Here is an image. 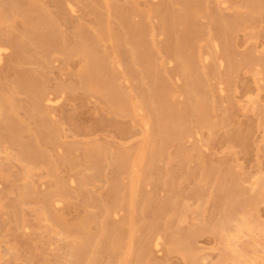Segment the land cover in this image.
Listing matches in <instances>:
<instances>
[{
  "label": "rangeland",
  "instance_id": "374dc122",
  "mask_svg": "<svg viewBox=\"0 0 264 264\" xmlns=\"http://www.w3.org/2000/svg\"><path fill=\"white\" fill-rule=\"evenodd\" d=\"M185 1L137 0V8L131 15L134 23L146 24L144 33L136 34L137 40H133L136 58L143 59L142 43L147 41L163 78L171 85L174 101L179 105L186 104L188 100V96L181 93L185 80L177 73V54L167 49L165 44L169 41L173 43L177 33L180 37L187 33L195 36L193 51H206L208 45L212 46L213 39L222 35L220 15L229 19L238 15L247 19L252 16L250 11L245 10L243 0H226V3H223V0ZM198 1L203 8L194 12L192 10L193 20L184 21L182 16L185 10H191ZM69 2L75 6V11H72ZM36 3L42 5L38 6L37 13L33 7ZM116 5L130 6L131 0H106L102 2L100 14L93 12V0H0V20L17 15V28L25 26L23 20H26L28 29H31V23L35 20V32L48 34L44 45L31 46L27 43V38L24 39V44L20 43L19 29L8 23L0 25V40L8 46L4 61L0 64V92L1 89L9 90L13 82H19L20 88L13 92V97L16 101L17 117L26 120L21 142L31 141L28 127L37 129L41 114L28 108L31 92L45 89L54 97H61L59 105L53 109L54 114L48 116L50 124L54 125L59 133L58 142L51 144L41 138L44 135L42 134V147L36 145L49 161H61L67 154V147H75L72 157L80 162L83 157L80 145L85 143L100 142L106 145L108 150L133 149L144 140L145 130L138 120L108 103L105 94L111 99L112 89L106 88V85L100 82L101 77L93 75L92 90L83 86L80 70L85 66L87 56L88 72H92V55L96 51L89 49L86 56L79 54L68 57L62 47L57 45L60 38H56L55 34L49 33L48 30L49 25L58 29L61 32L59 35H65L64 46L68 47L74 44L78 26L94 36L99 22H106L109 15L110 27L121 37L118 12L114 10ZM167 5L170 8L164 15ZM110 6L112 11L109 14ZM159 6L161 8L157 9ZM193 22L201 31L197 36L193 34ZM209 28L213 31L210 32ZM6 31L9 33L6 34ZM227 37L228 44L225 45L219 40V48H213L209 61L197 62L198 76L203 80V85L195 87L201 94L208 93L210 125L199 127L191 121L192 115L188 114L186 124L191 126V132L185 133L181 138L172 139L164 148L161 161H158L159 152L155 149L156 156L151 160L153 166L145 168L140 181L141 190L135 195L137 212L132 229L135 252L140 241L148 244L149 237L157 232L163 236L161 251L150 245L152 264H212L223 251L216 233L211 231L210 226L211 223L220 221L217 213L219 193L213 189L212 179L206 185L199 180L201 157L209 167H218L222 163L230 164L241 178L244 193L232 198V213L241 209V203L245 199L259 192L256 180L264 175V70L263 66L257 65L256 62L264 60V7L255 12L248 22L238 26L232 25ZM118 43L112 44L106 37L95 49L103 57L122 63L121 67H115V73L121 77L122 86L132 97L137 98L140 95L144 101L145 110L141 115L146 118L152 115L149 133L151 142L157 143L162 134L157 132L156 122L163 114L160 112L156 116L154 112L161 111L163 84L159 81L154 85L153 68L145 63L135 65L130 57L129 45L122 39ZM44 49H47V59L43 55ZM23 51L29 56L21 58ZM184 51L188 53L190 48L185 46V49L179 52ZM228 54L235 55L238 61V67L229 80L224 78L229 67L228 61L225 60L223 66L218 62V56ZM19 57L21 62H17ZM246 57L255 62L247 63ZM139 69L146 72L145 76L152 88L149 92L147 85L137 78ZM24 72L30 73V76L25 77ZM193 80H196L195 76ZM221 83L225 88L224 93L219 91ZM208 88L213 90V95L209 94ZM97 89L101 93L96 91ZM253 100L257 102L255 107L251 102ZM168 126L179 128L172 120H169ZM9 144H2L0 152V167L4 169L0 172V264H58L61 257H66L72 262L74 259L68 252L71 239L63 233L54 232L56 226L51 221L39 220L36 217L35 202L52 183L51 177L48 176V168L51 167L49 162L46 163V159L39 160L33 166L19 161L14 156L17 147L12 142ZM180 145L188 156L186 161L175 157ZM30 167L32 172L29 175V186L36 189L35 197L21 201L19 189L23 186L24 169ZM221 170H224V167ZM59 172L72 191V197L63 200L57 210L69 224L78 223L87 213L88 221L91 220L89 232L92 235V248L97 250V253L93 254L91 264H104L108 257L110 229L107 226V231L102 234L101 219L105 207L113 208V199L117 196L116 191L111 193V161L103 157L98 168L92 165L72 167L67 162H60ZM83 176L89 178L85 185L82 184ZM72 178L74 183H71ZM121 180L123 183L128 182V178L124 176ZM88 195L91 198L85 201L84 198ZM198 197L203 198L199 201ZM197 207L200 208L199 212L194 214L193 210ZM253 212L264 222V201L258 204V211ZM15 213L19 214L18 218L14 217ZM126 215V211L120 209L117 215H109L108 222L121 223ZM203 219L210 224L203 223ZM234 224L235 221H232L229 226L233 228ZM197 228L202 231L191 238L196 249L195 259L191 263L180 251L171 249L169 238L173 234H187ZM129 237L127 234L125 243L130 241ZM256 241L257 243L249 235L243 237L239 244L249 252L257 250L262 253L264 231L256 237ZM9 246L13 249H9ZM137 258L135 253L129 256V264H148L145 255L142 259ZM204 258L206 260H203ZM224 264L232 262L228 260Z\"/></svg>",
  "mask_w": 264,
  "mask_h": 264
},
{
  "label": "bare ground",
  "instance_id": "6f19581e",
  "mask_svg": "<svg viewBox=\"0 0 264 264\" xmlns=\"http://www.w3.org/2000/svg\"><path fill=\"white\" fill-rule=\"evenodd\" d=\"M104 1L106 0H93L95 9L92 10L95 14H100L102 12V2ZM169 1L171 2L174 0ZM182 1L186 2L185 0H181V2ZM222 2L226 3L227 1L223 0ZM243 5L245 10L248 12L250 11V13H252L250 15L253 16L255 12H259L261 8L264 7V0H243ZM38 6L42 7V5H38L37 3L33 5L36 13L38 12ZM69 6L72 11H75V6L71 2H69ZM114 8V10L118 12L119 16V25L122 32L121 37H118L117 34H115V31L110 27L109 15L106 17V22L105 20H101L99 22L94 36L89 35L85 29L78 26L74 44L68 47L64 46L66 39L65 35H59L60 31L58 29L49 25L48 30L49 33H54L56 38H60L57 45L62 47V51L68 57L79 54L86 56L89 49L90 51H96V53L92 55V72H88L89 57L87 56L85 59V66L80 70L81 77L83 78V86L88 90H92V77L95 75L96 77L102 78L100 82H103L106 85V88L112 89L111 99L107 94H105L108 103L113 108H117L118 110L136 118L145 130L144 140L138 147L133 149L115 148L108 150L106 145H103L100 142L85 143L80 145L83 153V157L80 162L76 161V159L72 157L75 147H67V154L61 158V161H49L46 159V156L37 149L36 145L42 147V143L40 141V136H42V134L44 135L41 138L45 141H48L51 144H56L58 142L59 133L54 125L50 124L48 116L50 114H54L53 109L59 105L61 97H54L51 92L46 91L45 89H38L37 91L31 92L29 96L28 108L32 111L37 110L41 114L37 122V129L28 127V131L31 133V141L23 143L20 140L21 133L25 128L26 120L17 117V109H15L16 101L13 97V92L20 88L19 82H13L11 87H9V90L1 89L0 92V152L2 151V144L7 145L9 142H12V144L17 147L14 156L19 161L27 162L35 166L39 160L46 159V163L49 162L51 166L48 168V176L51 177L52 183L49 185L48 190L37 202H35V204L36 217L39 220L51 221L56 226L54 232L63 233L66 237L71 239L68 244V252L74 260L70 262L66 257H61L58 264H91L93 254L97 253V250L92 248V235L89 232V222L91 220L88 221L89 219L87 213H85L84 217L80 219L78 223L69 224L65 221L62 213L57 210V207L61 205L63 200L72 197V191H70L66 181L60 175V162H67L72 167H85L92 165L94 168H98L103 157L111 161L113 169L111 193L113 194L114 191H116L117 194V196L113 199L115 201L113 208L106 206L101 219L102 234L107 231V226L110 229L109 245L107 247L108 257L104 264H129V256L134 253L137 255V259H142L145 255L147 263H153L150 258V245L157 248L158 251L162 250L163 236L161 233L157 232L151 235L149 237L148 244H145L143 240L140 241L139 248L136 252L133 249L134 240L132 229L135 226V215L137 212L135 195L141 190V177L145 172L146 167L153 166L151 160L156 156V150L159 152L158 161H161L164 156L163 150L172 139L181 138L185 133L189 134L191 132V126L186 124L188 114L192 115L191 121L197 123L199 127L210 125L211 115L209 113V106L207 103L208 93L204 92V94H201L196 88L197 86L203 85V80L198 76L197 62L209 61L213 54V48H215V50H218L219 48V40H222L225 45L228 44L227 35L232 25L238 26L242 23L244 24L252 18V16H250L247 19L242 15H238L234 16L233 19H229L220 15L219 20L223 25L222 35L220 38L213 39L212 46L207 44L208 50L206 51H202L200 49L198 52L193 51L195 36L192 34L188 35L187 33L182 34L181 37L177 33L173 43L169 41V43L167 42L165 44L167 49L172 50L177 54V60L179 62L177 73L183 76L185 80L184 89L181 93H185L188 96V100L186 104L179 105L174 101L173 94L171 92V85L163 78V74L157 64L156 57L151 52V48L147 41H143L142 43L144 47V56H142L143 59L138 57L136 58V49L133 46V40H137L136 34L142 35L146 29L145 22L137 24L131 19L132 12H134L137 8V0H131L130 6L116 5ZM159 8L161 7H157V9ZM168 8L170 7L167 5L164 15H166ZM202 8L201 2L198 1V3H196L191 10H185L182 19L186 22L192 21V16L194 15L193 12L201 10ZM208 8L209 6L206 2V9ZM111 11L112 8L110 6L108 8L109 14ZM174 15L173 19L175 18ZM16 17L17 15L14 18L8 17L4 20H0V25L8 23L10 26L19 29L21 39L20 43L22 44L25 43V38H27L26 41L31 46L36 44H45V38L48 34L42 35L35 32V20L31 23V29L26 27V20H23L25 26L17 28L15 23ZM37 21H39L38 18ZM164 26L165 22H163V27ZM193 26H195L193 34L196 36L199 35L201 31L198 29L195 22H193ZM209 31L212 32L213 30L209 28ZM8 33L9 31H6V34ZM106 37L112 44H116L122 39L124 43L129 45L130 57L133 63L135 65L145 63L146 66L148 64V66L153 68V84L156 85L159 81L163 84V97L160 101V103H162L161 111L155 110L154 112L156 116H158L160 112L163 114L156 122L157 132L162 134L157 143L151 142V134L149 133L152 115L147 118L141 115L142 111L145 110L144 101L140 98V95L137 98L132 97L130 92L122 86L121 77L115 73V67H121L122 63L119 60L103 57L100 55V52L95 49L96 45L99 44V42L104 41ZM185 46L189 47L190 51L188 53H185V51L183 53L179 52L182 49H185ZM7 50L8 46L0 40V64L4 61V54ZM104 51H108L106 47H104ZM46 54L47 49H44L43 55L45 59H47ZM25 55L29 56V54H26L23 51L21 58H24ZM21 58L17 59V62H21ZM245 59L247 63L255 62L253 59L249 60L248 57ZM225 60L228 61L229 67L224 78L229 80L238 67V61L237 57L233 54L218 56L220 66L224 65ZM138 61H140V63ZM256 64L262 65L264 70V60L262 62L258 61ZM145 74V70L139 69L137 78L142 84L147 85V92H149L152 88L148 84ZM23 75L27 77L30 76V73L24 72ZM194 76L196 77V80H193ZM208 89L209 94L213 95V90L211 88ZM96 91L101 93L99 89ZM219 91L221 93L225 92V88L222 83ZM142 94H144V91H142ZM149 96L151 97V95ZM251 102L253 107H255L257 103L256 100ZM152 103H154L153 99ZM166 111L168 112L165 113ZM150 114H152L151 111ZM169 120L178 124L179 128H170L168 126ZM175 157H180L183 161L187 160L188 156L184 153L182 145L178 147ZM171 158L172 157H170V159ZM200 159L201 166L199 180L206 185L208 181L212 179V187L219 193L217 213L220 221L210 224L206 219L202 220L203 223L210 224L211 231L216 233L219 243L223 247V251L219 258L212 264H224L228 260L231 261L232 264H257L258 262L264 264V251L262 253L257 250L249 252L245 247L239 244L243 237L249 235L253 237L255 243H257L256 237L264 231V222H261L260 216H255L253 212L254 210L257 212L258 204L264 201V175L259 176L256 180L259 192L256 195L245 199L241 203V209L232 213L230 211L231 206L234 204V200L232 198L244 193L241 178L238 177L236 170L228 163H222V165L218 167H209L205 164L202 157ZM222 167H224V170H221ZM3 170L4 169L1 166L0 172ZM31 172L32 167L24 169V182L23 186L19 189L21 201H25L27 198L35 197L36 189L29 186L31 183L29 180ZM186 173L187 172L184 173L185 176ZM123 176L128 178L127 183L122 182L121 178ZM88 181L89 178L83 176L82 184L85 185ZM74 182L75 180L72 178L71 183ZM90 198L91 197L88 195V197H85L84 199L85 201H89ZM176 198L177 197L175 196L174 199ZM202 198L203 197H198L199 201H201ZM120 209L125 210L127 213L123 222L115 223L112 221L109 223V215L111 213L117 215ZM199 209V207L195 208L193 213L198 214ZM14 217L18 218L19 214L15 213ZM232 221H235L233 228L229 226ZM201 231V228H197L187 234H173L169 238V246L172 250L180 251L192 263L195 259L196 249L194 248L191 238L194 234L200 233ZM127 234L130 236V241L125 243ZM177 234L179 235V238H177ZM262 247L264 249V244H262ZM9 249H13V247L9 246ZM203 260H206V258Z\"/></svg>",
  "mask_w": 264,
  "mask_h": 264
}]
</instances>
